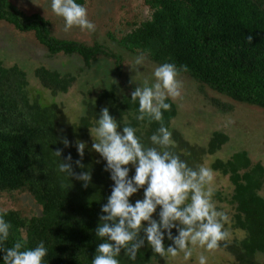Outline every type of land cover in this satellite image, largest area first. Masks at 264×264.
Masks as SVG:
<instances>
[{
	"label": "trees",
	"instance_id": "1",
	"mask_svg": "<svg viewBox=\"0 0 264 264\" xmlns=\"http://www.w3.org/2000/svg\"><path fill=\"white\" fill-rule=\"evenodd\" d=\"M16 2L0 0V23L29 34L34 45L45 48L49 56L67 55L71 58L69 64L77 58L75 67L80 66L81 72L96 66L100 84L88 89L81 81L84 77L80 70L60 71L40 65L34 74L41 88L30 90L24 67L19 63L8 66L4 61L9 53L0 52L4 60H0V211L7 212L5 219L12 225L4 247H12L21 239L27 240V247L44 241L49 249L45 264H91L102 242L95 235L101 207L111 194L113 182L104 171L105 162L88 147L82 161L85 169L74 163L73 168L79 173L91 166L92 184L84 188L83 182L73 179L72 187H62L68 181L58 174V158L52 151L63 149L61 159L69 153L73 162L79 159L75 142L88 140L89 131L96 126L105 107L122 125L135 127L141 141L151 146L150 137L160 124L148 118L135 119L139 105L130 99L144 80L154 82L152 73L137 72L134 67L133 72L143 76L129 83L127 91L113 79L123 75L127 57L134 61L140 53L148 54L144 64L154 68L166 62L175 63L178 68L187 66L188 70L181 71L180 76L190 78L198 90L211 89L235 105L264 112V0H144L149 17L129 23V30L118 37L110 33V44L63 38L54 32V13L55 18L46 17L36 4L35 11L23 12ZM76 2L86 5V0ZM103 63L109 64L104 70L100 65ZM103 72L105 76L101 75ZM89 73L91 80L94 72ZM78 75L83 87V114L72 124L65 120L63 106L57 99L68 92ZM93 90L97 92L92 93ZM167 102L171 109L164 112L163 122L173 133L172 152L192 167L204 166L207 156L231 153L227 160L216 158L212 164V169L228 175L231 183L228 194H214L219 202L232 206L230 238L221 241L219 249L231 264H264V160L259 159L262 154L255 157L244 147L226 148L235 137L218 128L209 134L206 146L190 143L172 124L183 116V102ZM214 106L221 112H231L217 100ZM64 138L73 146L64 148ZM21 193L26 196L19 197ZM142 196L143 190L131 199L134 203ZM8 197L12 205L5 208ZM23 198H30L35 207L25 208ZM170 243L165 240L166 246ZM3 255L0 252V264ZM166 256L169 255L155 253L146 244L135 262L123 253L120 260L121 264H168Z\"/></svg>",
	"mask_w": 264,
	"mask_h": 264
},
{
	"label": "clouds",
	"instance_id": "2",
	"mask_svg": "<svg viewBox=\"0 0 264 264\" xmlns=\"http://www.w3.org/2000/svg\"><path fill=\"white\" fill-rule=\"evenodd\" d=\"M51 10L64 20V31L73 27L89 32L95 24L89 20L87 8L76 0H50ZM248 40L251 42L252 37ZM148 58L140 53L134 59L139 71ZM187 66L162 63L155 67L153 83L144 80L131 93V101L139 105L135 119L148 118L160 124L150 137L151 146L144 144L137 129L122 125L107 107L102 108L96 126L91 129L95 151L105 162L104 171L113 182L111 194L102 205L95 235L102 242L96 248L91 264H121V254L135 262L142 248L150 246L155 253L176 257L183 253L190 260L197 248L213 251L220 242L230 238L226 225L229 215L218 210L214 202L213 170L203 165L192 167L187 160L172 152L173 133L164 125V112L171 109L169 99L182 96L181 71ZM64 148L72 143L64 138ZM75 148L79 159L73 162L69 153L61 159L63 149L52 151L58 158L57 172L68 181L62 187H72V180L92 184L91 166L87 171H74L73 163L85 169L82 163L88 144L77 140ZM99 163L100 161H96ZM134 170V174L130 175ZM143 190V196L133 203L132 197ZM6 211H0V252L3 264H45L49 249L44 241L35 247H27V240L16 241L12 247H4L9 240L12 225L5 219ZM158 217V218H156ZM165 240L171 243L165 245ZM198 264H208V257L200 254Z\"/></svg>",
	"mask_w": 264,
	"mask_h": 264
},
{
	"label": "rangeland",
	"instance_id": "3",
	"mask_svg": "<svg viewBox=\"0 0 264 264\" xmlns=\"http://www.w3.org/2000/svg\"><path fill=\"white\" fill-rule=\"evenodd\" d=\"M16 2V0H14ZM18 7L21 11L27 12L35 11L33 5L39 6L38 10L42 14L49 18H55L53 11L50 7V0H17ZM17 3V2H16ZM37 6V7H38ZM88 11V18L92 21L96 28L95 31L89 32L87 30H81L79 27H73L69 31H64V21L61 17L56 15L57 24L54 27V32L61 37H69L70 39L78 40L87 44H93L94 41L107 42L110 44V33H114L117 37L129 30V23L133 24L135 21H141L149 17V8L145 4L144 0H86ZM60 19V20H59ZM62 20V21H61ZM40 46L34 45V38L29 34L19 33L13 29L12 26L6 23H0V52L2 50L7 51L9 56H6L5 61L0 55V60L4 61L8 66L15 63L21 64L26 71L27 82L29 89L41 88L38 79L35 77L34 70L37 66H44L47 68H54L60 71H74L78 72L79 67H75L77 58H71L67 55H55L49 56L46 49H39ZM5 57V54L2 55ZM131 58H126L125 67L121 75V78H113L119 87L124 90L130 89V84L138 79L142 78L143 74L134 73V61ZM96 65V63H94ZM104 68H107L109 64H100ZM85 67V65H83ZM113 65H110L112 67ZM73 69V70H72ZM153 65L143 64L139 71L144 74L153 73ZM89 70V69H88ZM94 74L90 80L91 71H79L84 77L83 84L88 89L97 88L100 84L96 74V66L90 69ZM136 71V70H134ZM138 72V70H137ZM96 75V76H95ZM105 76V73H101ZM149 77V76H147ZM182 81V96L179 98L183 102L184 113L183 116H178L173 121V126L182 133L183 137L192 144H199L206 146L209 134H211L216 128L224 130L226 133L230 132L235 137L234 140L225 146L228 149L238 150L237 147L243 149L247 148L249 152L259 159L264 160V112L252 107L238 106L234 102L224 98L211 89L199 90L196 85L190 80V78L179 77ZM135 83V82H134ZM81 88L79 75L74 83L69 87L68 92L61 94L58 97V102L63 106V113L65 114V120L70 123L78 122L83 114V94H81ZM34 91V90H32ZM31 91V92H32ZM97 90H93L92 93H96ZM205 92V94H203ZM33 93V92H32ZM215 100L224 103L231 112H221L214 104ZM213 101V102H212ZM248 120V121H247ZM236 129V130H235ZM91 131V130H90ZM89 131L87 142L88 147L92 146L93 139ZM241 136V138H239ZM251 154V157H252ZM225 153H218L213 156H207L204 162L205 167L212 169V164L216 161V158L227 160L230 157ZM258 159V158H257ZM213 170V169H212ZM214 180L212 187L214 193L221 191L225 194L230 192V180L228 175H223L221 172L213 170ZM18 195V194H16ZM19 197L26 196V193H21ZM214 202L217 205L218 210L225 211L229 217L232 211V206L223 202H219L217 199ZM26 200L24 207H35L33 201L30 198H23ZM12 205V199L8 197L3 206L9 208ZM32 207V209H33ZM231 220V219H230ZM230 222V221H229ZM230 223L226 225L228 230ZM200 254H204L208 257V264H231L230 260H227L226 254L219 248L213 251H206L202 248L194 250L193 257L190 260H185L183 253H179L176 257L166 256L168 264H198L197 257Z\"/></svg>",
	"mask_w": 264,
	"mask_h": 264
},
{
	"label": "bare ground",
	"instance_id": "4",
	"mask_svg": "<svg viewBox=\"0 0 264 264\" xmlns=\"http://www.w3.org/2000/svg\"><path fill=\"white\" fill-rule=\"evenodd\" d=\"M262 214V213H261ZM258 223V222H257ZM256 225V224H255Z\"/></svg>",
	"mask_w": 264,
	"mask_h": 264
}]
</instances>
